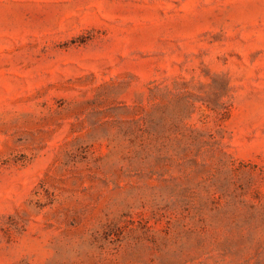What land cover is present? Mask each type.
<instances>
[{"label":"rangeland","instance_id":"374dc122","mask_svg":"<svg viewBox=\"0 0 264 264\" xmlns=\"http://www.w3.org/2000/svg\"><path fill=\"white\" fill-rule=\"evenodd\" d=\"M0 264H264V0H0Z\"/></svg>","mask_w":264,"mask_h":264}]
</instances>
